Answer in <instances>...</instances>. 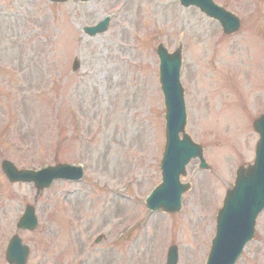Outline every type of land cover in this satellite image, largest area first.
I'll return each instance as SVG.
<instances>
[{
    "label": "rangeland",
    "instance_id": "1",
    "mask_svg": "<svg viewBox=\"0 0 264 264\" xmlns=\"http://www.w3.org/2000/svg\"><path fill=\"white\" fill-rule=\"evenodd\" d=\"M214 1L242 18L239 32L225 35L178 0H0V161L86 169L85 180L57 181L36 198L33 184L9 183L0 162V264L15 233L31 247L29 264H166L173 244L179 264H205L234 171L255 157L253 121L264 110V0ZM107 16L104 33L81 31ZM180 40L186 132L211 171L193 160L181 212L151 213L165 141L155 48ZM27 204L39 217L32 232L15 225ZM237 264H264V212Z\"/></svg>",
    "mask_w": 264,
    "mask_h": 264
},
{
    "label": "water",
    "instance_id": "2",
    "mask_svg": "<svg viewBox=\"0 0 264 264\" xmlns=\"http://www.w3.org/2000/svg\"><path fill=\"white\" fill-rule=\"evenodd\" d=\"M183 5L194 4L199 6L209 16L217 18L223 24L226 33L235 31L239 27L236 19L212 0H182ZM105 26L99 25L97 30L102 31ZM96 30V31H97ZM157 54L161 60L160 80L167 107L166 149L162 162L164 184L160 185L151 196L150 206L162 208L167 211L179 209V198L187 187L179 185L178 178L184 173L185 165L194 156L202 158L200 148L191 143L189 136L183 132L186 125V111L183 99V90L180 83L181 47L173 54L168 53L163 45H159ZM255 129L261 138L258 144V156L254 166L243 168L239 174L237 186L229 193L224 209L219 214L218 235L214 242V250L209 264H234L246 242L252 237L256 216L264 208V116L255 122ZM183 132V139L179 133ZM4 162L5 172L11 180H31L32 175L27 172H17L9 162ZM64 170L50 171V180L64 176ZM76 174V172H75ZM34 177V176H33ZM35 178V177H34ZM39 190L42 189L35 178ZM26 216L20 226L33 228L35 226L34 209L28 207ZM14 240H16L14 242ZM12 240L8 250L10 263L24 264L26 247L20 246L17 237ZM20 249V250H18ZM175 256L169 257L173 264Z\"/></svg>",
    "mask_w": 264,
    "mask_h": 264
}]
</instances>
